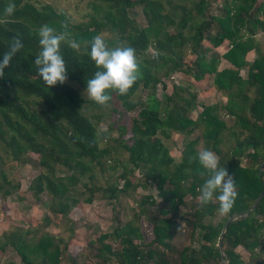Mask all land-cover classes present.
Instances as JSON below:
<instances>
[{
	"label": "trees",
	"instance_id": "16d2710c",
	"mask_svg": "<svg viewBox=\"0 0 264 264\" xmlns=\"http://www.w3.org/2000/svg\"><path fill=\"white\" fill-rule=\"evenodd\" d=\"M217 1L97 0V15L86 24H72L49 3L0 0V55L14 37L24 45L0 76V196L8 199L19 190L7 173V161L18 163L31 154L38 156L42 172L29 190L37 200L47 195L51 212L65 219L74 207L92 203L96 195L113 206L118 204L120 194L136 187L130 176L137 172L156 188L162 217L154 224L149 242L133 222L100 236L95 254L100 264H221L218 243L227 221L247 213L264 192V52L256 36L264 35V0H221L222 7L214 10ZM9 7L11 13L6 11ZM43 24L66 31L81 45L78 50L66 43L61 46L68 69L62 84L47 86L34 64L40 47L38 29ZM96 35H102L109 47L134 48L139 65L138 79L128 92H111L105 105L84 98L68 83L86 91L87 79L97 71L88 55V42ZM225 44L228 50L223 55L211 53ZM252 51L257 58L250 64L247 56ZM223 61L228 65L221 67ZM243 70H247L245 77ZM176 73L191 76L199 85L211 82L213 89L227 96V115L241 127L239 131L229 128L233 143L226 150L223 132L228 125L221 120L219 108L201 104L199 93L189 84H173V91H167V82ZM113 103L112 110L120 117L135 112L127 118L128 124L109 126L110 131H118L117 138L104 137L98 117L87 112ZM199 104L203 110L193 119ZM198 129L203 148L214 151L236 181L233 208L217 224L205 223V219L218 214V203L199 201L205 176L196 158L197 140H187L179 163L163 142L173 134L190 137ZM120 153L127 155L126 162L115 157ZM105 167L116 174L117 181L99 186L96 169ZM190 198L191 209L180 210L189 206ZM142 200L140 205L147 202ZM184 222L191 229L192 241L200 232L199 246L190 244L175 252L171 242ZM33 233L20 226L3 233L0 253L13 251L23 264H78L80 257L71 253L63 239ZM107 238L118 239L121 249L113 250L105 243ZM222 245L229 264H248L236 252L239 247L251 254L252 264H264V196L247 217L229 225Z\"/></svg>",
	"mask_w": 264,
	"mask_h": 264
},
{
	"label": "rangeland",
	"instance_id": "374dc122",
	"mask_svg": "<svg viewBox=\"0 0 264 264\" xmlns=\"http://www.w3.org/2000/svg\"><path fill=\"white\" fill-rule=\"evenodd\" d=\"M38 5L40 3H49L56 8L57 11L64 12L70 23L72 24H86L89 22L91 16L97 15L95 5L97 0H37ZM222 7V1L218 0L213 3V9ZM143 17L140 16L139 20L142 21ZM104 37L109 38L110 34L104 33ZM257 40L260 42V46L264 52V35L257 34ZM228 50V44L223 45L218 49H213L211 53L223 55ZM257 58V53L252 51L247 56V61L252 64ZM193 58H187L188 62H191ZM226 61L222 62L221 67L227 66ZM242 75H247V70L242 71ZM76 87L80 93L86 99H90L85 90L79 88L76 84L70 83ZM180 84L192 86V90L199 93V102L204 105L217 106L220 110L219 115L221 120L226 122L228 128L223 132V148L226 150L230 144L233 143V138L230 136V130L239 131L240 125H238L234 119L227 115L226 105L227 96L213 89L211 82L208 84L199 85L191 76H187L184 73H176L171 80L167 82L168 92L173 91L172 85ZM163 92L162 85L158 87V96L161 97ZM139 95L145 96L144 92ZM199 104L198 109L192 114L193 119H196L199 113L202 112V105ZM115 104H109L107 108L103 109H87L88 114H92L98 117L99 130L104 133V137H118V131H110L109 126L113 124H128L127 118L134 115L135 112L128 113L127 115H120L118 112H114ZM119 110H121L119 108ZM187 140H197L196 149L200 152L204 150V143L202 137V131L196 130L190 137H184L180 134H173L170 139H164L163 142L170 148L172 157L175 158L176 162H180L182 159V151L185 148ZM122 153V152H121ZM119 154L115 157L119 159L121 163L126 162L127 155ZM247 159H244L243 165L247 164ZM7 173L13 180L15 185L19 186V190L13 196L8 199H4L0 196V236L9 231H13V227L20 226L24 229H31L34 231L37 237L42 236L46 233H51L58 239H63L69 244V249L74 255H78V264H100L101 260L95 257L96 249L99 248L97 239L103 234H111L116 227L126 222H133L138 224L142 230L145 241L149 242L152 239V228L157 220L162 217L158 212V208L161 206V199L158 197V193L154 185L145 183L144 179L135 172L133 176H130V180L133 186H136L133 190H128L125 193L119 195L117 201L118 204L112 205L107 203L105 200L97 197L90 204L80 203L73 208L69 215V219L56 217L50 210L49 197L42 195L40 200H37L33 193L29 190V186L34 178L42 172L39 158L36 155H28L25 160L18 163L7 161ZM128 165V164H126ZM58 173L64 174L63 169H58ZM116 174H113L108 167L104 170L96 169V180L95 182L99 186H106L108 183H116ZM82 191V189H81ZM86 195L81 196L85 198ZM142 199H146L144 202ZM155 203L151 205V201ZM188 201V199H187ZM193 201L190 198L189 206L181 207L182 211H189ZM144 209V213H140L141 209ZM139 222L136 220L138 214ZM223 215L219 213L215 217H207L205 223L217 224L221 221ZM49 220L52 223L49 224ZM137 221V222H136ZM195 240L191 238V229H189L186 223H183L182 230L178 231L171 242V246L174 251H182L185 247L191 244L192 248H198L200 240V232H196ZM70 242V243H69ZM105 243H109L111 248L115 251L121 249L119 240L113 238H107ZM236 252L241 254L245 262L252 264V256L244 248L239 247ZM67 256L68 254H64ZM66 259L65 261H67ZM0 264H23L20 256L13 252L7 251L0 253ZM63 264H67L64 262ZM215 264H218L216 262ZM223 264V260L221 262Z\"/></svg>",
	"mask_w": 264,
	"mask_h": 264
},
{
	"label": "clouds",
	"instance_id": "9594fccd",
	"mask_svg": "<svg viewBox=\"0 0 264 264\" xmlns=\"http://www.w3.org/2000/svg\"><path fill=\"white\" fill-rule=\"evenodd\" d=\"M6 11L12 12L9 7ZM39 51L34 64L47 86L64 83L67 79V67L62 55L61 46L66 43L73 49H79L80 43L70 38L66 31H57L54 27L43 24L38 29ZM88 55L97 66V71L87 79L86 93L95 103L105 105L110 93L125 95L138 79L139 65L134 48L126 45L109 47L102 35L94 36L89 42ZM23 43L14 37L8 50L0 55V76L9 66L12 58L23 48ZM197 161L204 170L205 176L199 189V201L207 205L212 201L218 203V213L228 214L237 198L236 181L225 166H221L219 157L211 149L197 153Z\"/></svg>",
	"mask_w": 264,
	"mask_h": 264
},
{
	"label": "water",
	"instance_id": "95a60500",
	"mask_svg": "<svg viewBox=\"0 0 264 264\" xmlns=\"http://www.w3.org/2000/svg\"><path fill=\"white\" fill-rule=\"evenodd\" d=\"M262 167H264V164L262 165ZM263 196H264V192L260 194V196H259V197L257 198V200H256L255 205H254V206H253V207H252L247 213H245V214L234 215V216L230 217L229 220L227 221V223H226V225H225V227H224V229H223V231H222V234H221V236H220V238H219V243H218V245H219V247H220V250H221V255H222V257H223V264H229V260H228L227 254H226V252H225V250H224V248H223V245H222V238H223L224 234L226 233V231H227L229 225H230L232 222H234V221H236V220H238V219H240V218L247 217V216L249 215V213H250L253 209H255V208L257 207L259 201L262 199Z\"/></svg>",
	"mask_w": 264,
	"mask_h": 264
}]
</instances>
